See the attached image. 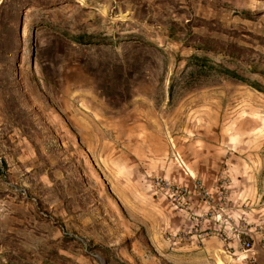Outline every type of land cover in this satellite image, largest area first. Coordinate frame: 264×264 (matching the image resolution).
Masks as SVG:
<instances>
[{
    "label": "rangeland",
    "instance_id": "rangeland-1",
    "mask_svg": "<svg viewBox=\"0 0 264 264\" xmlns=\"http://www.w3.org/2000/svg\"><path fill=\"white\" fill-rule=\"evenodd\" d=\"M261 215L264 0H0V264H184L191 221L212 263Z\"/></svg>",
    "mask_w": 264,
    "mask_h": 264
},
{
    "label": "crops",
    "instance_id": "crops-1",
    "mask_svg": "<svg viewBox=\"0 0 264 264\" xmlns=\"http://www.w3.org/2000/svg\"><path fill=\"white\" fill-rule=\"evenodd\" d=\"M256 222L260 224L259 227L255 228L254 232V249H253V254L254 257L257 259L256 264H264V215H261L256 218ZM191 226L196 229L192 231V236L189 238V241L184 244V251H186L182 257L183 263L184 264H208L209 258L205 256V247H204V240H200L203 236V231L206 229H198L199 223L195 224L191 221ZM194 224V225H193ZM216 246L215 249H219L222 251L220 253V256L216 254V256H212L213 262L210 264H217L218 263V258L221 259V261L224 264H248L247 261H240L239 263L236 262L238 260H235L231 258L228 255V252L231 247H237L238 243L235 241H220L218 238V241L215 242ZM189 251V252H188ZM233 262V263H232Z\"/></svg>",
    "mask_w": 264,
    "mask_h": 264
},
{
    "label": "built area",
    "instance_id": "built-area-1",
    "mask_svg": "<svg viewBox=\"0 0 264 264\" xmlns=\"http://www.w3.org/2000/svg\"><path fill=\"white\" fill-rule=\"evenodd\" d=\"M164 182L161 180L158 185H162ZM167 185V190L173 192V195H181L183 197H189L190 195H194L200 200L204 202L205 205L209 206L211 208L212 206V200H211V194L210 192L204 188V186L197 181L194 184L193 189L188 190L186 188H173ZM173 190V191H172ZM209 216H213V213H209ZM222 215H219V218H221ZM193 220H198V216L196 214H193L192 216ZM256 226L255 228H257ZM255 228H244L243 226L240 227L239 225H235L232 228V237L231 241H235L238 243L237 247H231L228 255L238 261H247L248 264H256L257 259L254 257L253 249H254V232ZM230 241V242H231Z\"/></svg>",
    "mask_w": 264,
    "mask_h": 264
},
{
    "label": "trees",
    "instance_id": "trees-1",
    "mask_svg": "<svg viewBox=\"0 0 264 264\" xmlns=\"http://www.w3.org/2000/svg\"><path fill=\"white\" fill-rule=\"evenodd\" d=\"M227 74L229 75V76H231V77H233V78H236V79H239V80H242V81H244L236 72H233V71H230V70H227ZM253 87H255V88H257V89H260V88H258L259 86H253Z\"/></svg>",
    "mask_w": 264,
    "mask_h": 264
}]
</instances>
